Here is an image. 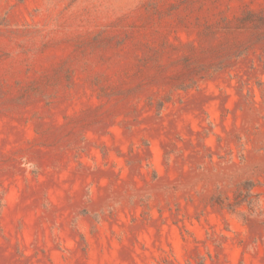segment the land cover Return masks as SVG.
Returning <instances> with one entry per match:
<instances>
[{"label": "rangeland", "instance_id": "1", "mask_svg": "<svg viewBox=\"0 0 264 264\" xmlns=\"http://www.w3.org/2000/svg\"><path fill=\"white\" fill-rule=\"evenodd\" d=\"M0 264H264V0H0Z\"/></svg>", "mask_w": 264, "mask_h": 264}]
</instances>
